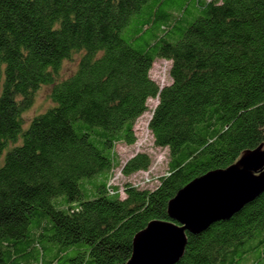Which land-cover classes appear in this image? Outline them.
I'll list each match as a JSON object with an SVG mask.
<instances>
[{
    "label": "trees",
    "instance_id": "trees-1",
    "mask_svg": "<svg viewBox=\"0 0 264 264\" xmlns=\"http://www.w3.org/2000/svg\"><path fill=\"white\" fill-rule=\"evenodd\" d=\"M43 85L53 105L24 127ZM154 98L159 173L147 150L116 151ZM262 144L264 0H0V264H125L180 189ZM175 264H264V192L188 232Z\"/></svg>",
    "mask_w": 264,
    "mask_h": 264
},
{
    "label": "water",
    "instance_id": "water-1",
    "mask_svg": "<svg viewBox=\"0 0 264 264\" xmlns=\"http://www.w3.org/2000/svg\"><path fill=\"white\" fill-rule=\"evenodd\" d=\"M264 192V144L225 169L195 178L168 204L171 221H151L133 240L125 264H175L184 254L187 233H199L230 219Z\"/></svg>",
    "mask_w": 264,
    "mask_h": 264
},
{
    "label": "rangeland",
    "instance_id": "rangeland-1",
    "mask_svg": "<svg viewBox=\"0 0 264 264\" xmlns=\"http://www.w3.org/2000/svg\"><path fill=\"white\" fill-rule=\"evenodd\" d=\"M179 37L180 36L175 33L170 37V40L172 42H176ZM135 46L138 45L135 44ZM78 61V55H75L72 60L64 61L60 79L71 76L77 69ZM170 67L171 62L167 60L157 59L154 62L150 73L152 78L155 79L160 84V86L166 85L171 82ZM51 89L52 85H43L40 90L36 93L35 102L33 106L23 114V119L25 123L24 127L28 126L35 116L45 112L49 107L53 105V101L49 97ZM148 103L149 110L136 121L135 132L137 135V142L133 145L119 143L116 146V151L119 157L121 158V161L124 163L131 157H133L137 152L147 150V152H149L151 155H153L154 158H156L155 162H157V165L155 164L156 167H153L152 170L159 173L164 169L163 165L161 164H163V162L165 163L166 159H168L169 151L166 148H161L154 144V138L151 134V131L149 130L148 123L152 116L151 112L158 103V99H150ZM2 162L3 160L2 158H0V164ZM115 173L116 178H114L115 180H118L116 182L122 185L124 181L123 177L117 179L118 175L120 174L119 168L118 170H115ZM101 176L102 175L94 177L93 179H84L81 185L82 188L84 189V183L86 182L92 183L93 185L101 183ZM141 176H143V174L139 177L141 178ZM114 178H111L109 182L110 184L114 183ZM261 252L262 250H259L258 254Z\"/></svg>",
    "mask_w": 264,
    "mask_h": 264
},
{
    "label": "built area",
    "instance_id": "built-area-1",
    "mask_svg": "<svg viewBox=\"0 0 264 264\" xmlns=\"http://www.w3.org/2000/svg\"><path fill=\"white\" fill-rule=\"evenodd\" d=\"M149 177H150V172H147V173H145V174H143V176H141V180L143 181V179H145V180H149Z\"/></svg>",
    "mask_w": 264,
    "mask_h": 264
}]
</instances>
